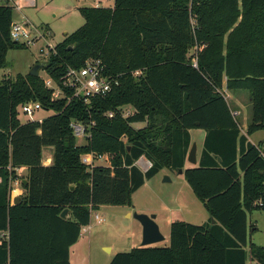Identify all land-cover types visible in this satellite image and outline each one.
I'll return each mask as SVG.
<instances>
[{
	"label": "trees",
	"instance_id": "1",
	"mask_svg": "<svg viewBox=\"0 0 264 264\" xmlns=\"http://www.w3.org/2000/svg\"><path fill=\"white\" fill-rule=\"evenodd\" d=\"M78 11L84 23L49 49L41 69L58 83L67 67L99 58L118 85L84 104L53 99L40 75L0 80V264H70L69 248L90 211L131 206L146 179L183 168L189 129L197 128L207 132L203 149L183 177L210 218L173 220L168 246H134L108 264H264V246H247L246 238L247 212L264 210V143L247 140L264 130V0H112ZM11 23V7L0 5V68L9 49L27 47L11 39ZM223 83L248 92L245 134ZM30 100L54 113L22 122L18 108ZM124 105L134 111L122 115ZM72 118L95 123L82 145ZM137 122L144 126L133 127ZM45 146L53 147L46 166ZM87 152L107 154L110 165L86 170L80 156ZM143 155L151 162L145 171L135 164ZM20 167L26 183L13 204L10 185Z\"/></svg>",
	"mask_w": 264,
	"mask_h": 264
},
{
	"label": "rangeland",
	"instance_id": "2",
	"mask_svg": "<svg viewBox=\"0 0 264 264\" xmlns=\"http://www.w3.org/2000/svg\"><path fill=\"white\" fill-rule=\"evenodd\" d=\"M111 4L112 0H0V5L11 7L12 23L26 24L30 33L35 35L33 44L27 45L26 48H15L7 51L5 65L0 68V80L13 78L17 73L27 74L36 64L43 65L49 58V49L62 41L66 34L73 32L84 23V18L78 11L79 7H107ZM38 73L42 78H46L43 69L40 68ZM222 92L231 109H244L243 113L247 112L250 116L251 105L246 90L227 91L222 88ZM237 101L240 103L239 106L236 105ZM120 111L122 115H128L134 109L130 105H124ZM52 113L54 112L51 110L39 109L32 115V118L37 120ZM18 116L22 122L27 118V115L20 111H18ZM236 118L238 120L240 116ZM132 126L139 128L137 123H133ZM250 139L253 143L259 141L264 143V130L254 132L250 135ZM75 143L82 145L85 143V139L78 138ZM41 155L42 159L44 158V163H47L45 158L47 155L51 158L47 164L50 165L53 147H43ZM144 157L143 155V160ZM26 172L24 167L17 170L19 178L26 176ZM165 176L169 178V181H164ZM182 183L185 182L176 174V171L164 168L157 172L154 177L146 179L134 191L131 206L103 205L95 210L104 217V221L97 223L91 215L90 221L86 225L89 228L80 230L77 241L69 248V263L108 264L116 252L127 251L134 246H139L142 240L139 222L132 216L126 217L125 214L128 211L133 213L138 210L136 212H139L144 205H148L153 206L157 210L156 212L170 218L171 211H173L170 208L175 206L169 202L170 195L183 187ZM186 185L185 187H187ZM16 187L18 190L15 193H23L21 182H18ZM191 195L194 197L192 193ZM193 199L195 202L188 207L180 208L179 211L174 210L177 212L176 215H173L174 220H184L193 224H201L207 220L208 213L200 202L195 200V197ZM133 205L135 209L132 208ZM163 228L165 229V227ZM168 232L167 230L165 233ZM246 233L247 246L250 242L264 246V210L254 209L247 212ZM153 245L168 246L169 240L166 238Z\"/></svg>",
	"mask_w": 264,
	"mask_h": 264
},
{
	"label": "built area",
	"instance_id": "3",
	"mask_svg": "<svg viewBox=\"0 0 264 264\" xmlns=\"http://www.w3.org/2000/svg\"><path fill=\"white\" fill-rule=\"evenodd\" d=\"M11 39L25 43L26 45L33 44L35 35H32L29 31V28L26 24L13 22L10 25L9 31ZM195 65V63L193 64ZM139 70L133 72L134 75H138ZM45 85L52 87V98L58 99L60 97L77 98L82 101L84 104H89L90 100L96 96L106 95L114 86L118 85V79L114 76L108 75L105 73V66L99 58H88L84 61L83 65L79 68L76 67H67L59 79L58 83H54L49 77L44 78ZM65 89L70 92V96H66ZM42 109L41 105L37 101H27L22 103L18 111L22 114H26V121H41L43 118L35 120L32 118L33 114ZM115 111L110 109L106 112V115L111 118L115 115ZM130 114V113H129ZM95 125L94 121L89 119L88 121L79 120L72 118L69 122V127L72 131L73 136L78 139L82 138L85 141L91 135V129ZM81 163L85 166L86 170L91 171L94 166H109V158L107 154H99L94 152H87L81 154L80 156ZM102 161V163H100ZM105 162V163H103ZM136 166L147 169L151 162L145 160V163H141V159L135 161ZM21 182V179L15 178L10 187L11 191L15 192L17 190V184ZM258 204L262 202L258 201ZM95 210L90 211L91 215L97 223H102L104 217ZM89 227L82 226L83 230H87ZM3 232H1V235Z\"/></svg>",
	"mask_w": 264,
	"mask_h": 264
},
{
	"label": "crops",
	"instance_id": "4",
	"mask_svg": "<svg viewBox=\"0 0 264 264\" xmlns=\"http://www.w3.org/2000/svg\"><path fill=\"white\" fill-rule=\"evenodd\" d=\"M223 90H227L225 88L224 83H223ZM248 101L250 102V99L249 98H248ZM238 104H240V103L237 101L236 105L239 106ZM232 111H233L232 114L234 116H236V117L238 116V118L240 116V119H238L239 127H240V133L241 134H245V131H246L247 124H248V121H249L250 116L248 115L247 112L243 113L244 109H236L235 108V109H232ZM137 124H138L137 127H140V126H143L144 125L143 122H137ZM206 133L207 132L204 129H200V128H197V129H189L190 144L191 143H195V145H196V150H195V159H196V162L194 164L188 162L186 160V156H185L184 167L183 168L192 167V166H197L198 165L199 159H200V155H201V152H202V149H203V143H204V138H205ZM250 135H247V140L249 142L253 143L251 141V139H250ZM190 144H189V147H190ZM253 144H256V143H253ZM189 147H188V149H189ZM45 158L47 159V163H44V158L41 159V163L47 165V164H49V161H50L51 158H49L48 155ZM138 159H141V163L142 164L145 163V160H148L146 157H144V160H143V156H140ZM139 168L142 171H145L146 170L145 168H142L140 166H139ZM183 168H181L182 169V173H178L177 170H174V171H176V174H178L184 180L185 183H182V186L183 187H181L180 189H177V191L175 193H173L172 195H170L169 202L170 203H173L175 205L174 207H171L170 208V210H173V211H171V217L170 218L164 216L162 213L156 212L157 210H155V208L153 206L144 205V207L141 210H139V212H144V213H147V214L154 213L156 215L155 221L157 222L161 233L164 235V240L166 238H168V240H169V232L167 234L165 232L167 230L169 231L170 223L174 220L173 215H176L177 214V212H175L174 210H178L179 211L180 208L188 207L191 203L193 204L195 202L194 199H193L194 197L196 198L195 200H198V202H200V204L202 205V207L205 209L204 204L194 195V193L192 192V190H191L190 186L188 185L187 181L184 179V177H183ZM163 169L164 168L160 169L159 171H161ZM154 176L155 175H153V177ZM185 184H187L186 185L187 187H185ZM190 192L193 194L194 197H192V195H191ZM131 198H132V195H131ZM132 208L135 209L134 205L132 206ZM136 211H138V210H136ZM205 211L207 212L206 209H205ZM131 214H132V212L131 211H128L125 215H126V217H129L130 218L131 217ZM209 218H210V216H209V213H208L207 220ZM175 220H178V219H175ZM182 221H184V220H182ZM206 221H204V222H206ZM139 227H140L139 229H140V232H141V225H140V223H139ZM163 227H165L166 230ZM81 230H83V229L81 228ZM149 246H156V245H153L152 244V245H149ZM245 249H247V248H245Z\"/></svg>",
	"mask_w": 264,
	"mask_h": 264
},
{
	"label": "water",
	"instance_id": "5",
	"mask_svg": "<svg viewBox=\"0 0 264 264\" xmlns=\"http://www.w3.org/2000/svg\"><path fill=\"white\" fill-rule=\"evenodd\" d=\"M41 67H42L41 64H36L29 71L28 74L34 75V76L39 75L38 71ZM195 150H196L195 143H191L190 147L187 151V154H186V160L192 164H194L196 162ZM217 160L219 161L220 158L218 157ZM177 171H178V173H182V169H178ZM164 181H169V178L165 176ZM21 183H23V184L26 183V180L22 179ZM19 200H20V195L15 194L13 196L12 202H13V204H17L19 202ZM67 212H68L67 208L63 209L60 213V217L65 218ZM131 216L134 219H136L141 225L142 240H141L140 246H149L151 244L157 243V242L164 239V236L161 233L157 222L155 221L156 215L154 213L147 214V213L134 211L131 214ZM213 221L214 220L212 219L211 222H213Z\"/></svg>",
	"mask_w": 264,
	"mask_h": 264
},
{
	"label": "bare ground",
	"instance_id": "6",
	"mask_svg": "<svg viewBox=\"0 0 264 264\" xmlns=\"http://www.w3.org/2000/svg\"><path fill=\"white\" fill-rule=\"evenodd\" d=\"M16 192V191H15Z\"/></svg>",
	"mask_w": 264,
	"mask_h": 264
}]
</instances>
